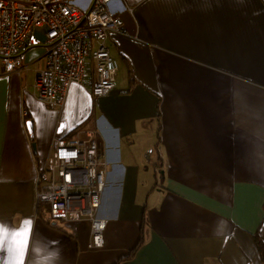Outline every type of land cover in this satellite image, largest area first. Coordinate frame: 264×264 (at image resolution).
<instances>
[{
  "label": "crops",
  "instance_id": "crops-1",
  "mask_svg": "<svg viewBox=\"0 0 264 264\" xmlns=\"http://www.w3.org/2000/svg\"><path fill=\"white\" fill-rule=\"evenodd\" d=\"M110 10L126 33L107 41L118 65L107 96L72 84L50 110L33 92L41 49L14 72L0 66V224L30 222L24 264H116L141 233L118 264H262L264 0H116ZM87 130L106 171L100 249L87 248L88 221L36 216L54 141Z\"/></svg>",
  "mask_w": 264,
  "mask_h": 264
},
{
  "label": "built area",
  "instance_id": "built-area-1",
  "mask_svg": "<svg viewBox=\"0 0 264 264\" xmlns=\"http://www.w3.org/2000/svg\"><path fill=\"white\" fill-rule=\"evenodd\" d=\"M115 1L0 0V66L5 73L14 72L26 54L41 49L45 63L34 76L33 92L50 110L63 106L72 84L87 87L95 99L107 96L118 71L107 41L111 33H126L110 10ZM77 135L54 141L52 163L37 173L36 203L47 205L51 221H88L87 248L100 249L106 221L97 211L105 189V163L96 132H83V140Z\"/></svg>",
  "mask_w": 264,
  "mask_h": 264
},
{
  "label": "snow or ice",
  "instance_id": "snow-or-ice-1",
  "mask_svg": "<svg viewBox=\"0 0 264 264\" xmlns=\"http://www.w3.org/2000/svg\"><path fill=\"white\" fill-rule=\"evenodd\" d=\"M29 230L30 222L15 230L0 224V253L5 254V258L0 260V264H24Z\"/></svg>",
  "mask_w": 264,
  "mask_h": 264
},
{
  "label": "trees",
  "instance_id": "trees-1",
  "mask_svg": "<svg viewBox=\"0 0 264 264\" xmlns=\"http://www.w3.org/2000/svg\"><path fill=\"white\" fill-rule=\"evenodd\" d=\"M47 210H48L47 205L37 204L36 216L39 219H41L46 225L56 227L55 225L52 224V221L48 218ZM142 228H143V226H142ZM142 228H141V232H142ZM143 242H144L143 235L141 233L139 240L137 241L134 248L130 251V253L126 257H123L120 260H118V262L116 264H118L120 261H125V260H129V259L133 258L135 253L137 252V250L142 246ZM254 243H255L257 252L260 256L261 263L264 264V248H263L262 242L259 238L255 237Z\"/></svg>",
  "mask_w": 264,
  "mask_h": 264
},
{
  "label": "water",
  "instance_id": "water-1",
  "mask_svg": "<svg viewBox=\"0 0 264 264\" xmlns=\"http://www.w3.org/2000/svg\"><path fill=\"white\" fill-rule=\"evenodd\" d=\"M27 126H28V130L31 131V126L29 123L27 124Z\"/></svg>",
  "mask_w": 264,
  "mask_h": 264
},
{
  "label": "rangeland",
  "instance_id": "rangeland-1",
  "mask_svg": "<svg viewBox=\"0 0 264 264\" xmlns=\"http://www.w3.org/2000/svg\"><path fill=\"white\" fill-rule=\"evenodd\" d=\"M38 36L40 37V34H38ZM122 67V66H121Z\"/></svg>",
  "mask_w": 264,
  "mask_h": 264
}]
</instances>
